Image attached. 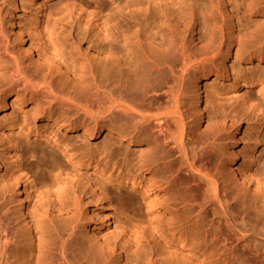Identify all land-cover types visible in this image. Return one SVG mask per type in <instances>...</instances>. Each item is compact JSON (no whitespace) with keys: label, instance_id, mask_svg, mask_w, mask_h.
Wrapping results in <instances>:
<instances>
[{"label":"bare ground","instance_id":"obj_1","mask_svg":"<svg viewBox=\"0 0 264 264\" xmlns=\"http://www.w3.org/2000/svg\"><path fill=\"white\" fill-rule=\"evenodd\" d=\"M19 1L36 5L25 24L35 42L24 55L8 41L0 0V111L11 91L27 105L0 126L12 164L0 172V264H123L129 252L131 264H248L254 255L264 264V161L255 162L264 74L240 75L242 67L225 63L264 61V0H181L172 12L167 0H128L132 16L121 19L101 18L106 6L88 10L83 0L45 13L44 2ZM230 70L227 88L238 91L241 108L217 107L202 125L200 79L229 78ZM252 117L242 149H225L222 132L238 142ZM102 130L111 136L92 146ZM28 138L60 151L29 147L28 155L50 159L49 179L37 181L22 162ZM110 184L139 191V200L127 195L118 223ZM91 203L113 238L89 227Z\"/></svg>","mask_w":264,"mask_h":264},{"label":"rangeland","instance_id":"obj_2","mask_svg":"<svg viewBox=\"0 0 264 264\" xmlns=\"http://www.w3.org/2000/svg\"><path fill=\"white\" fill-rule=\"evenodd\" d=\"M76 1H78V0H39V3L44 2V5H43L44 9L43 10L45 13V12H50V11L53 12V11H57V10H66V9H68V7L69 8L71 7L73 2L75 3ZM79 1L81 2L82 0H79ZM127 1L128 0H83L82 3L83 2L87 3L88 6H85L84 5L85 3H83V6H85L86 9L88 7H90L91 10H92V8L93 9L96 8L99 4H103L106 6V9H105V11L103 10L104 12L103 11L101 12L99 17L103 18L105 15L108 16V15L112 14V15H115L116 18L121 19V18H128L129 16L130 17L132 16V13H133L131 11L132 9L125 7ZM167 1H170L169 5H167L168 6V9H166L167 12H172L173 11L172 9H179V7L182 4L181 0H167ZM233 1L236 2L238 0H233ZM93 6H95V7H93ZM35 8H36V5L26 6V5L22 4V6H21L20 1L18 2L17 5H14L12 0H6V3L2 7L1 21L2 22L4 21V27L8 28V34H7L8 41H10L11 42L10 44L12 46L16 47L17 49L16 48L15 49L17 51H19L20 54H23V55L25 54L26 49L29 48L30 44L35 42V39L33 38V34H32L33 31L32 30L28 31L27 28L25 27L27 20L31 17V14L33 13L32 11H34ZM90 8H88V10ZM12 12L15 13L14 18L16 19V24H17L16 30H18V31L20 30L21 31L20 33L18 31L16 32V30H13V29L11 30L9 27H7L8 19H9L10 14ZM102 13H104V14H102ZM73 16L76 17V13ZM99 22H100V20H99ZM82 27H85V26L82 24ZM197 34L198 33H196L195 35H197ZM225 63L229 66H233L234 68L237 66L242 67L243 70L239 73L240 75L247 74V73L251 72L252 70L256 71L257 74H259V73L264 74V61H261V62L252 61V62H248V63H243L241 61L240 62L235 61L234 57L231 56L225 60ZM195 74L190 72L188 74L189 75L188 80L185 82L186 106L188 108H190L191 111H192V109L194 110V106L197 104V101H196L197 97L195 96L196 92H195V85H194ZM233 75H234V70H230V77L229 78L215 77V79H212V74H211V75H209L210 77L200 79V82L205 87L204 103L200 106L204 112V119L202 121V125L207 124L208 118H209L212 110L217 108V107L226 108L227 110L229 109L228 106H230V108H235V109L241 108L238 91L227 88V85L229 84L230 78H232ZM209 86H211L212 88L213 87L219 88L220 96L214 97L213 95H210ZM248 91L251 92L252 94L253 93L256 94L254 89L250 88V89H248ZM14 93H16V92L11 91V93H9V95L6 98V103H7L6 106L4 107V109H2L0 111V126L4 123L9 122V119L13 114L20 115V114H22L23 110H25L27 108V105H25V103H23V102L20 103L18 100H16L18 97L16 98L15 97L16 94H14ZM21 107H23V108H21ZM193 115L195 116V113ZM255 122H256L255 118L252 117L251 119H248V121L243 123L241 131L238 132V137H240L238 142H233L232 139H230L231 135L228 133L227 130L223 131L221 134V142H224L223 147L225 149H233L234 148L236 151H238V150L240 151L242 149L243 143H245V141L247 139V135L243 134V130L245 128H247V129L251 128V126L253 124H255ZM42 123H43V121L38 120V124H42ZM49 127L50 126H45V129H47V132H49V130H50ZM109 136H111V134H109L105 130H102L98 136L91 139L90 143L94 147L95 146L100 147V145L102 147L105 143L104 140L107 139ZM26 143H27L26 144L27 146H25V145L22 146L23 149H24V146L26 147L25 148L26 152L23 153V155H22V162L25 164L32 165V168L34 169L33 174H35V175H33L34 177L33 176L32 177L35 178L37 181L38 180L40 181L42 179H49V177H50L49 173H51L52 167H53L50 159L45 158V159H41V161H39L40 158H39V156H37V154H36V156L28 155L31 151L30 148H31V146H34V144H39L44 149L46 154L56 153V154L60 155V151L51 149L50 147L46 146L45 141L43 139L28 138L26 140ZM27 148H28L29 152H28ZM255 157H256L255 162L260 161V163H261L262 161H264V139L262 141V144L260 145V150L258 153L255 154ZM62 160H64V159L62 158ZM245 160L246 159L243 157L242 153L240 152L235 163L241 166V165H244ZM0 162H1V166H2V169L0 170V172H3L4 169H9L12 165L8 145L1 139H0ZM228 164L231 165L232 167H234V163L230 164L229 160H228ZM108 192H109L108 194H109V199H110L109 200V206H108L109 211H110V216L112 219L116 220V223H118L120 216L123 214L122 213V211L124 210L123 208L128 206L127 205V200H128L127 195L134 197V199L139 200V191L134 190V189H129V187H127V186H117L116 184H110ZM32 197L33 196H31L28 199L29 205L33 204ZM88 210H94L95 211V215L93 214L94 218L87 219L89 227L93 228V230L95 232L99 233L101 235L102 239L103 238H108V239L113 238L114 233H113L112 226L111 225L105 226L103 224L101 218L98 215L100 213L98 206L91 203L89 205ZM255 256H256V258H255ZM257 256L258 255H254L252 258H250V260H248V262L251 261V263L249 262L248 264H257V261H258V263L261 262L260 258H258L259 256L258 257ZM133 258L134 257H132V253L129 252V253H127L126 257L124 256V259L122 260V262H123V264H125V263L131 264V263H133Z\"/></svg>","mask_w":264,"mask_h":264}]
</instances>
